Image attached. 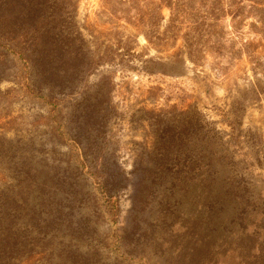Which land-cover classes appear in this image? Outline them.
Returning a JSON list of instances; mask_svg holds the SVG:
<instances>
[{
  "label": "rangeland",
  "instance_id": "rangeland-1",
  "mask_svg": "<svg viewBox=\"0 0 264 264\" xmlns=\"http://www.w3.org/2000/svg\"><path fill=\"white\" fill-rule=\"evenodd\" d=\"M77 3L97 64L56 122L86 86L109 82L104 135L91 119L79 129L105 159L95 167L61 127L35 122L51 108L40 97H0V264H264V0ZM18 63L0 62L1 91ZM187 115L213 145L183 142L188 175L154 187L140 169Z\"/></svg>",
  "mask_w": 264,
  "mask_h": 264
},
{
  "label": "trees",
  "instance_id": "trees-1",
  "mask_svg": "<svg viewBox=\"0 0 264 264\" xmlns=\"http://www.w3.org/2000/svg\"><path fill=\"white\" fill-rule=\"evenodd\" d=\"M77 2L78 0H0V62H4L9 56L19 62L18 67L12 70V76H5L12 85L0 90V97L9 104L26 95L40 97L51 108L45 116L40 114L35 122L42 124L45 121L44 125L50 126L52 132V128L56 131L61 127L56 122L61 113L60 104L74 92L79 93L80 81L90 72L85 77H80L81 73L84 70L89 71L97 64L93 60L94 54L89 57L87 55L90 51L83 42L76 19ZM145 68L146 66H142L139 70L144 71ZM108 85L109 82H102L93 87L86 86V94L68 104L70 111L67 123L61 127L79 145L83 158L90 163L96 162L95 167L102 164L105 152L90 148L80 138L79 129L81 124L91 119L96 135L100 132L101 136L104 135V130L109 126L107 114L112 111V107L108 108L111 99V88ZM178 119L180 120L170 130L169 135L158 137L151 156L140 169L146 172L145 179L154 187H159L177 174H187L189 171L188 163L193 156L189 155L186 146L183 148V142L186 144L189 140H199L201 143L213 145L210 138L203 134V126L198 119H191L188 115ZM232 120L234 119L228 120V123L233 124ZM234 122L238 125L241 121ZM236 125H232V129ZM6 153L0 143V158L7 156ZM198 161L201 160L195 159L194 162ZM17 169L22 173L21 164L17 165ZM99 176L102 193L107 197L111 208L116 209L119 202L117 184L111 173L103 171ZM1 195L4 194L0 193V207L5 206ZM1 223L0 218V226Z\"/></svg>",
  "mask_w": 264,
  "mask_h": 264
}]
</instances>
